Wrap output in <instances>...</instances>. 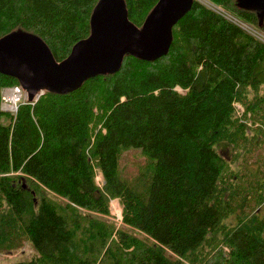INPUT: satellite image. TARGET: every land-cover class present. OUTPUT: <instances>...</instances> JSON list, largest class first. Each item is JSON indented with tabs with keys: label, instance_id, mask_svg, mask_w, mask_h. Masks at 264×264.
<instances>
[{
	"label": "trees",
	"instance_id": "16d2710c",
	"mask_svg": "<svg viewBox=\"0 0 264 264\" xmlns=\"http://www.w3.org/2000/svg\"><path fill=\"white\" fill-rule=\"evenodd\" d=\"M98 1L0 0V38L38 36L61 61ZM211 1L264 32V5ZM125 2L141 27L158 0ZM18 83L0 72V94ZM116 197L119 227L98 216ZM24 239L36 253L11 264H264V42L194 0L166 55L0 108V250Z\"/></svg>",
	"mask_w": 264,
	"mask_h": 264
},
{
	"label": "water",
	"instance_id": "95a60500",
	"mask_svg": "<svg viewBox=\"0 0 264 264\" xmlns=\"http://www.w3.org/2000/svg\"><path fill=\"white\" fill-rule=\"evenodd\" d=\"M264 5V0H242ZM194 0H158L140 27L128 15L125 0H99L90 18V34L58 61L40 37L13 31L0 38V72L19 79L29 101L41 91L67 94L90 77L117 72L127 54L154 61L166 55L173 27Z\"/></svg>",
	"mask_w": 264,
	"mask_h": 264
},
{
	"label": "rangeland",
	"instance_id": "374dc122",
	"mask_svg": "<svg viewBox=\"0 0 264 264\" xmlns=\"http://www.w3.org/2000/svg\"><path fill=\"white\" fill-rule=\"evenodd\" d=\"M201 3H205L210 7L218 10L220 13L226 14L232 20L236 21L238 24L242 25L248 32L254 34L260 39L264 40V32L257 29L255 26L247 23L246 21L240 19L231 11L226 9L224 6L217 4L211 0H198ZM179 89V88H178ZM181 92H185L182 89H179ZM236 113L243 120L244 114V106L240 102H236ZM248 125H254L251 120H245ZM258 125V124H257ZM220 151L223 155L230 157L231 151L230 146L228 144L220 145ZM145 157L140 153L139 149H130L127 151L123 157L121 158V168L125 173V176H129L130 178L138 177L141 168L144 166ZM252 167L256 166L252 162ZM95 180L97 184L102 187L104 184V178L102 176L101 171L98 168H95ZM93 213L90 211H84ZM94 215V213H93ZM112 223H114L117 227L122 225V205L119 198H112L110 202V213L108 215H98ZM232 222V221H231ZM36 253L35 248L32 242L28 239H24L22 245L14 249L12 251L0 250V264H11L14 262H18L21 260H29Z\"/></svg>",
	"mask_w": 264,
	"mask_h": 264
},
{
	"label": "built area",
	"instance_id": "2783aa9c",
	"mask_svg": "<svg viewBox=\"0 0 264 264\" xmlns=\"http://www.w3.org/2000/svg\"><path fill=\"white\" fill-rule=\"evenodd\" d=\"M205 5L207 7H209V8H211V9L215 10L214 8L210 7L209 5H207V4H205ZM215 11L219 12L218 10H215ZM220 14H222L224 17H226L230 21H233V22L237 23L236 21L232 20L226 14H223V13H220ZM240 26L243 27L242 25H240ZM260 40H262L264 42L263 39H260ZM44 93H45V90L39 91L35 95L34 99L31 101V103H34L35 101H37L40 98V96L42 94H44ZM26 102H29L28 94H27L25 89L20 84H15V85H11V86H5V87L2 88L1 97H0V107H1L2 110L8 111L10 113L15 114L17 112V110H18L19 105L22 104V103H26Z\"/></svg>",
	"mask_w": 264,
	"mask_h": 264
},
{
	"label": "bare ground",
	"instance_id": "6f19581e",
	"mask_svg": "<svg viewBox=\"0 0 264 264\" xmlns=\"http://www.w3.org/2000/svg\"><path fill=\"white\" fill-rule=\"evenodd\" d=\"M245 29V28H244ZM247 30V29H246Z\"/></svg>",
	"mask_w": 264,
	"mask_h": 264
}]
</instances>
